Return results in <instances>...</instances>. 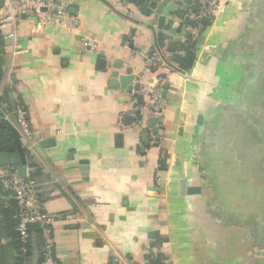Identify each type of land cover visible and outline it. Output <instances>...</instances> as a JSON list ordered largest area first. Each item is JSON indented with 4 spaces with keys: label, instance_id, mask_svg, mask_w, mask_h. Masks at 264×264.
<instances>
[{
    "label": "crops",
    "instance_id": "1",
    "mask_svg": "<svg viewBox=\"0 0 264 264\" xmlns=\"http://www.w3.org/2000/svg\"><path fill=\"white\" fill-rule=\"evenodd\" d=\"M70 1L74 26L33 33L22 22L19 49L11 57L15 85L10 88L27 109L39 143L54 141L46 148L39 144L30 161L36 198L45 211L63 217L53 227L57 264H116L121 257L148 264L157 256L166 264H238V229L221 225L209 209L212 182L194 125L197 115L206 119L224 112L223 103L238 107L228 97L230 87L236 95H248L244 85L255 82L259 64L253 63L258 51L253 46L264 38V0H223L210 25L189 37L183 25L190 23L176 19L183 43L179 63L166 50L163 35L180 8L173 14L164 9L167 19L159 28L157 14L144 13L145 0ZM80 35L97 39L99 51L81 53ZM187 51L194 59L184 69ZM159 52L181 70L166 64ZM146 57L163 64L152 69ZM9 60L0 33L1 71ZM119 63L122 68H115ZM126 67L143 70L139 84L147 88L158 75L167 77L158 115L146 110L141 120L132 117L147 97L110 85L111 72ZM198 82L214 95L221 85L217 97L228 102L210 98ZM239 84L244 85L238 91ZM5 105L12 120L7 87ZM126 115L131 124H125ZM151 117L158 118L155 125L148 122ZM81 160L88 163L87 178ZM208 169L220 173L213 161ZM183 178L201 186L202 194L182 195ZM15 213V201L0 187V264H40L36 225L30 228L28 252H17Z\"/></svg>",
    "mask_w": 264,
    "mask_h": 264
},
{
    "label": "water",
    "instance_id": "2",
    "mask_svg": "<svg viewBox=\"0 0 264 264\" xmlns=\"http://www.w3.org/2000/svg\"><path fill=\"white\" fill-rule=\"evenodd\" d=\"M189 5L190 0H149L145 4L144 13L150 15L154 11L158 16V27L161 28L167 19L163 15L164 9L173 14L180 8L181 14H184ZM181 14H176L174 18L170 19L168 32L163 35V38L168 40L166 50L171 53L174 63L180 62L181 55L179 52L183 50L182 35L179 24L176 22ZM183 19L190 24L194 23V20L188 16H184ZM184 37H189V33H185ZM258 42L259 44L253 46L258 49L253 63L255 65L256 61L259 62L257 68L254 66V70L258 71L254 77L255 82L246 85L239 84L240 87L238 88L239 91L244 85L248 95H241L242 92L241 94L238 92L236 95L235 89L233 90L231 87V90L227 89L228 97L232 101H238V107L235 108L234 105L229 106L230 103H223L228 102L224 98L217 97L221 85H217V89L213 85V88L217 90L214 95V90L205 91L204 84L198 82L201 84L203 93H207L210 98H214L220 104L223 103L220 107L224 112L218 116L212 114L210 118L206 117V119L204 115H197L194 125L195 130L200 129L201 153L206 160L213 161L221 173L214 169L209 170L210 162L205 160L206 165L203 164V166L212 182V191L210 196H207L209 209L214 220L220 221L221 225L234 226L233 228L238 229V264H264V97L256 98L264 93V53L262 52L264 38L260 37ZM159 54L161 59L170 67L181 70L173 65L162 52ZM246 61L249 63V57L246 58ZM114 67L119 69L122 68V65L119 63L115 64ZM245 70L246 74L248 73L247 76H250V67ZM143 74V70L133 72L132 67H126L122 73L112 71L110 85L130 92L132 88L138 89L140 87L139 81ZM7 89L12 120H6L5 124L12 135L14 149L0 151V167L10 166L20 170L27 163V155L21 145L19 132L13 124L16 119V103L13 98V91L9 86ZM141 119V116H137V120ZM157 121L158 118L156 117L148 119L151 125H155ZM124 122L131 124V117L126 115ZM210 126H212V131L209 129ZM237 126L238 132L234 130ZM153 131H157V128L155 127ZM143 136L146 141L148 133H144ZM53 142L52 139H45L39 144L46 148L53 145ZM235 144H238V147L234 146ZM72 153L73 150L70 149L64 156L67 159L71 158ZM59 156L62 157V155ZM87 164L86 160L79 161V169L84 178H87ZM2 186L0 182V187ZM179 186L182 195L202 194L201 186L189 185L186 178L180 180Z\"/></svg>",
    "mask_w": 264,
    "mask_h": 264
},
{
    "label": "built area",
    "instance_id": "3",
    "mask_svg": "<svg viewBox=\"0 0 264 264\" xmlns=\"http://www.w3.org/2000/svg\"><path fill=\"white\" fill-rule=\"evenodd\" d=\"M149 0H145L148 3ZM223 0H190L186 12L181 15L180 23L183 17L188 16L194 20V24H184L187 33L196 34L200 29V21L209 19L214 20L217 12L222 6ZM70 0H63L57 3L55 0H4L0 7V30L5 49L10 56L9 62L5 64L4 71L0 77V121L11 119V111L8 106H2V97L6 87L13 89V57L19 49L20 24H27L30 32H41L46 27L57 29L60 27L69 28L77 23V19L70 13ZM178 19V21H179ZM79 51L81 53H96L99 51V42L97 39L87 35L79 37ZM152 69L158 68L163 64L162 60L147 58ZM168 80L166 76L158 75L153 80L151 87L141 86L138 89L132 88L130 93L133 96L137 94L147 97L146 102L138 105L131 112L132 117L142 115L144 111H149L152 115H158L161 110L163 101V89L166 87ZM13 98L16 103L15 127L19 132L20 142L26 151L27 163L16 170L13 167L2 168L0 170V182L7 190L16 204V232L18 240L17 252L25 255L29 250L30 228L36 225L41 236V261L40 264H57L54 255L53 227L63 220L61 214L49 213L44 210L43 202L36 198L34 185L32 183V164L30 157L35 155L39 145V137L33 132L28 117V111L15 95ZM116 264H133L129 259L118 258Z\"/></svg>",
    "mask_w": 264,
    "mask_h": 264
},
{
    "label": "trees",
    "instance_id": "4",
    "mask_svg": "<svg viewBox=\"0 0 264 264\" xmlns=\"http://www.w3.org/2000/svg\"><path fill=\"white\" fill-rule=\"evenodd\" d=\"M201 28H205L208 25H210L209 19H202L200 22ZM194 59V55L192 51H187L186 56L184 57V60L182 61V67L186 69L189 67ZM1 69H0V76H1ZM14 149V145L12 142V135L7 128L5 121H0V151L7 150L11 151ZM18 239V238H17ZM18 249V240H17V247ZM19 254V253H18ZM148 264H166L163 262V259L160 257H155L150 259Z\"/></svg>",
    "mask_w": 264,
    "mask_h": 264
},
{
    "label": "rangeland",
    "instance_id": "5",
    "mask_svg": "<svg viewBox=\"0 0 264 264\" xmlns=\"http://www.w3.org/2000/svg\"><path fill=\"white\" fill-rule=\"evenodd\" d=\"M5 68V67H4ZM4 71V70H3ZM3 71H2V73H3ZM2 73H1V75H2ZM1 77V76H0Z\"/></svg>",
    "mask_w": 264,
    "mask_h": 264
}]
</instances>
